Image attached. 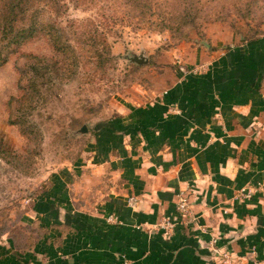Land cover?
Wrapping results in <instances>:
<instances>
[{
  "label": "crops",
  "instance_id": "0c3cea01",
  "mask_svg": "<svg viewBox=\"0 0 264 264\" xmlns=\"http://www.w3.org/2000/svg\"><path fill=\"white\" fill-rule=\"evenodd\" d=\"M129 104L0 232V264H264V33L201 48Z\"/></svg>",
  "mask_w": 264,
  "mask_h": 264
},
{
  "label": "rangeland",
  "instance_id": "374dc122",
  "mask_svg": "<svg viewBox=\"0 0 264 264\" xmlns=\"http://www.w3.org/2000/svg\"><path fill=\"white\" fill-rule=\"evenodd\" d=\"M97 1L69 3L57 17L81 54L71 73L50 61L37 75L41 61L31 56H54L41 36L0 64V232L15 230L52 173L90 157L86 149L102 132L97 123L118 107L153 101L201 48L232 33H264V0ZM84 31L96 35L95 48ZM96 48L101 55L91 58Z\"/></svg>",
  "mask_w": 264,
  "mask_h": 264
},
{
  "label": "trees",
  "instance_id": "16d2710c",
  "mask_svg": "<svg viewBox=\"0 0 264 264\" xmlns=\"http://www.w3.org/2000/svg\"><path fill=\"white\" fill-rule=\"evenodd\" d=\"M97 2V0H0V64L5 63L27 39L41 36L51 46L54 56L32 55L33 59L41 61L36 66L47 68L51 66L56 72L62 67L71 73L81 54L70 44L57 17L68 10L69 3L73 7H79L85 3L95 5ZM90 23L92 24V21ZM83 34L85 41H90L95 48L96 35L87 31ZM91 52V58H99L101 55L98 48L92 49ZM57 57L60 59L57 60ZM43 61H47L48 64ZM50 61L52 63L49 66ZM60 61L61 66H58L57 63ZM45 67L35 70L39 77H43L44 73L39 72ZM46 70L50 73V70ZM118 123L117 118L105 123H97L96 131L100 130L106 134L116 129Z\"/></svg>",
  "mask_w": 264,
  "mask_h": 264
},
{
  "label": "built area",
  "instance_id": "2783aa9c",
  "mask_svg": "<svg viewBox=\"0 0 264 264\" xmlns=\"http://www.w3.org/2000/svg\"><path fill=\"white\" fill-rule=\"evenodd\" d=\"M241 194H243L245 196H249L248 192H245L244 190L242 191ZM187 205H188L187 199L184 196H180L176 202V209L178 210L180 215L183 217H185L186 214L188 213L187 212ZM159 225L163 229L164 234L169 235V234H171V231L173 230L175 223H174L173 219H171L169 217H165L164 221Z\"/></svg>",
  "mask_w": 264,
  "mask_h": 264
},
{
  "label": "water",
  "instance_id": "95a60500",
  "mask_svg": "<svg viewBox=\"0 0 264 264\" xmlns=\"http://www.w3.org/2000/svg\"><path fill=\"white\" fill-rule=\"evenodd\" d=\"M138 62H141V60H140V61H138ZM82 130H83V131H85V130H86V127H85V126H83V127H82V129H81V131H82Z\"/></svg>",
  "mask_w": 264,
  "mask_h": 264
}]
</instances>
